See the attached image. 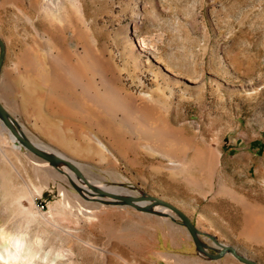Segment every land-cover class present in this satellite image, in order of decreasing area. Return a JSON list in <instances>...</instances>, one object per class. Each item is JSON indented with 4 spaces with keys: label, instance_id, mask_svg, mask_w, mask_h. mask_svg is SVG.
I'll list each match as a JSON object with an SVG mask.
<instances>
[{
    "label": "rangeland",
    "instance_id": "1",
    "mask_svg": "<svg viewBox=\"0 0 264 264\" xmlns=\"http://www.w3.org/2000/svg\"><path fill=\"white\" fill-rule=\"evenodd\" d=\"M64 1L65 31L54 43L40 0H0L1 102L29 137L81 163L88 177L165 199L264 264V0ZM50 47L78 68L86 93L62 64L53 74ZM102 78L132 113L149 106L153 123L174 134L164 139L176 157L141 145L122 112L95 104ZM8 131L0 120V264H245L231 253L201 254L170 217L81 192L14 147ZM175 158L199 164L173 173Z\"/></svg>",
    "mask_w": 264,
    "mask_h": 264
},
{
    "label": "bare ground",
    "instance_id": "2",
    "mask_svg": "<svg viewBox=\"0 0 264 264\" xmlns=\"http://www.w3.org/2000/svg\"><path fill=\"white\" fill-rule=\"evenodd\" d=\"M40 8H42V12L46 11L50 14V18L51 19V24H52V31H51V37L50 40L52 42H59L60 39H62V34L65 31L64 26H62L63 22L65 21V1L64 0H40ZM77 0H70V2L72 3H76ZM39 7V6H38ZM39 9V8H38ZM26 10V9H25ZM39 11V10H38ZM68 15V14H67ZM43 17V16H42ZM49 18V17H48ZM68 20V19H67ZM38 29V28H37ZM54 31V32H53ZM57 31L59 32V34L57 33ZM62 32V34H61ZM8 33L11 36V40L10 42L13 43L14 38H13V32L11 29H8ZM44 38V37H43ZM18 42V41H17ZM50 42V41H49ZM20 52V51H19ZM49 52V58H50V64L52 67V72L53 74L56 75L57 73V69H60V65L64 67V63L63 61H61V59H63L64 57H62L61 53L59 52H55L53 50V47H50V51ZM18 56V55H17ZM91 60V59H90ZM92 61V60H91ZM87 63V62H86ZM42 67V65H39ZM88 66L90 67L89 69L93 71V73L98 74L101 72V74L103 75V72L100 70V68L98 66L95 65L94 62H88ZM60 67V68H59ZM44 68V67H43ZM67 70V73L72 74L73 77H75L76 82L78 83V85L83 89V93H86V91H88V82L85 83L83 81V79H79L77 78V67L74 66H66L64 67ZM45 69V68H44ZM62 69V68H61ZM7 71V70H6ZM42 71V70H41ZM62 71V70H61ZM69 71V72H68ZM38 72V69H37ZM8 73V72H7ZM6 74V73H5ZM42 74L44 75V71L42 72ZM41 75V74H40ZM5 76V75H4ZM8 77V76H7ZM6 77V78H7ZM4 78V77H3ZM5 78V79H6ZM11 80V79H10ZM59 81V80H58ZM4 82V81H3ZM6 82V81H5ZM4 82V83H5ZM8 82V81H7ZM56 82V81H55ZM1 83V82H0ZM7 84V83H6ZM54 84V83H52ZM102 87L104 88V90L102 88L98 89L97 91H95L94 89V93H91V97L92 100L95 102L96 105L100 106L101 108H103V110L108 113L109 115H114V111L118 112H122V118H120L121 120L124 121H130L127 122L125 124V126L133 129L134 131H136L137 133L141 134V138H140V144L147 147L149 150H151L152 152H156V153H162L164 156L167 157H176L171 151V149H167L166 145L168 143H166V140L164 139V136L168 137H172L174 136V134L169 130H167V128L164 127L163 124L158 123L157 125L154 124L152 121V117L150 114V108L147 104L143 103L141 104V107L139 109V111H141L142 113L140 115H137L135 113H132L129 110L128 107V103L127 100L123 97H121L120 95L118 96V94L115 93V91L117 90L112 84L110 83H105V81H103L102 78ZM108 85V86H107ZM2 86V85H1ZM5 86V84H4ZM55 86V85H54ZM53 86V87H54ZM97 86V85H96ZM102 89V90H101ZM133 108V107H132ZM138 113V112H137ZM117 116V115H116ZM121 122V121H120ZM2 125L5 126L2 122ZM6 127V126H5ZM6 130V129H4ZM9 134L11 135V139L14 142V147L16 148H22L23 146L18 142V140H16L14 138V136L12 135V133L10 131H8ZM157 138V139H156ZM91 139L94 140L99 146L100 148L104 149L106 148V144L104 143L103 140H101L98 136L91 134ZM161 140V141H160ZM168 140V139H167ZM163 141V142H162ZM36 143L40 144L41 146H44L48 149L54 150L56 152H58L59 154L66 156L63 152L52 149L40 142L35 141ZM107 150V149H106ZM105 150V151H106ZM109 151V149H108ZM108 154V153H107ZM106 155V154H105ZM185 157V156H184ZM195 157V156H194ZM193 157V158H194ZM70 158V157H68ZM181 158V157H180ZM197 158V157H196ZM195 160H197L196 162H198V158ZM72 159V158H70ZM184 159V158H183ZM187 159V158H186ZM214 159V158H213ZM213 159L211 161H213ZM74 160V159H72ZM194 160V159H193ZM192 160V161H193ZM194 160V161H195ZM217 160V158H216ZM76 162V164H78V167H80V169L83 171V165L81 163H79L78 161L74 160ZM190 161V160H189ZM201 160H199L200 162ZM215 161V160H214ZM217 162V161H216ZM201 163H203L201 161ZM200 163V164H201ZM199 164V163H198ZM195 164L193 162H188V161H180L178 159H170L168 167L170 170H173L175 173V171H180L184 174L188 173V171H190V169L193 167V165H198ZM217 164V163H216ZM215 164V166L217 167V165ZM64 164L59 165L60 168H62L64 171H60L58 170L56 167V170H58L59 172H63V175L65 174L66 177H68L71 181V179H73L74 181H76L77 185L79 186L81 192L84 193V191H87L88 193H93V191L91 190V188H89V186L81 179L78 178L71 170H66L65 168H63ZM212 165V163H211ZM201 166V165H200ZM215 166H213L215 168ZM196 167V166H195ZM211 167V169L213 168ZM68 168V167H67ZM218 168V167H217ZM216 168V169H217ZM210 169V170H211ZM214 170V169H212ZM215 171V170H214ZM211 172V171H209ZM84 173V171H83ZM178 173V172H176ZM183 174V176H185ZM212 174V173H211ZM182 175V174H181ZM187 175V174H186ZM84 176L89 180L90 183H92L95 186H98L100 188L112 191V192H116V193H120V194H132V195H140L139 194H134L132 191L128 190L125 186H115V185H104L101 183V181L97 180V179H92L90 177H88L85 173ZM189 176V175H188ZM186 177V180L189 183H193L195 184L197 179L195 177L191 178V177ZM185 180V179H184ZM185 180V181H186ZM72 183V182H71ZM187 183V182H186ZM188 183V184H189ZM202 184V183H201ZM201 186V185H200ZM74 187V186H73ZM78 190V189H77ZM98 195V194H97ZM100 198V197H98ZM104 198V197H103ZM102 198V199H103ZM106 199V198H105ZM101 202V201H100ZM158 209H162L164 211H166V208H161L158 207ZM15 243V242H14ZM2 253V252H1ZM229 254V253H228ZM1 255V254H0ZM11 255V254H10ZM2 256V255H1ZM5 256V255H4ZM19 254L17 253H13L11 255L12 259H18L19 258ZM9 262V260H8ZM16 264V262H15Z\"/></svg>",
    "mask_w": 264,
    "mask_h": 264
},
{
    "label": "water",
    "instance_id": "3",
    "mask_svg": "<svg viewBox=\"0 0 264 264\" xmlns=\"http://www.w3.org/2000/svg\"><path fill=\"white\" fill-rule=\"evenodd\" d=\"M6 58V43L0 36V76L4 67ZM0 120L12 133L14 138L28 151L39 157L40 159L50 163L52 166L56 167L60 171H64L59 165L64 164L70 169L78 178H81L88 186L91 188L93 193L99 194L100 196H106L111 198L107 202L120 203L123 205L132 206L133 208L148 213H154L157 215H163L172 218L173 220L178 221L180 224L185 226L189 233L191 234L196 249L212 259H220L231 253L239 261L245 264H262L247 255L243 254L235 245L224 243L218 239V237L209 232L203 231L196 226L192 218L180 209L178 206L173 203L162 199L160 197L154 196L148 192H142L140 195L132 194H120L112 192L98 186L93 185L89 180L84 176L83 171L78 167L76 162L68 157H65L58 152L48 149L40 144L36 143L31 137H29L22 125L18 120L10 113L6 106L0 100ZM74 181L73 179H71ZM78 187V185H77ZM158 207L166 208L167 210L173 211L174 214L158 209ZM203 237H208L217 245H211L207 243ZM213 250L214 252H210Z\"/></svg>",
    "mask_w": 264,
    "mask_h": 264
}]
</instances>
